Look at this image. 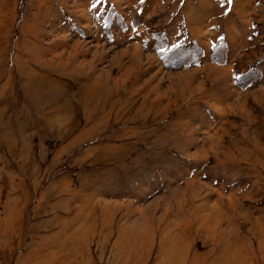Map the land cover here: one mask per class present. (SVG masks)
Instances as JSON below:
<instances>
[{"label":"rangeland","instance_id":"1","mask_svg":"<svg viewBox=\"0 0 264 264\" xmlns=\"http://www.w3.org/2000/svg\"><path fill=\"white\" fill-rule=\"evenodd\" d=\"M0 264H264V0H0Z\"/></svg>","mask_w":264,"mask_h":264},{"label":"snow or ice","instance_id":"2","mask_svg":"<svg viewBox=\"0 0 264 264\" xmlns=\"http://www.w3.org/2000/svg\"><path fill=\"white\" fill-rule=\"evenodd\" d=\"M97 3L100 2V0H96ZM227 3L230 5L232 3V0H227ZM93 7H95V4L93 5Z\"/></svg>","mask_w":264,"mask_h":264}]
</instances>
